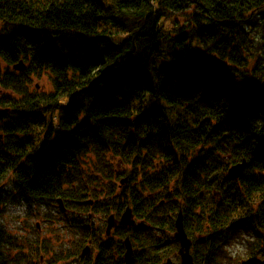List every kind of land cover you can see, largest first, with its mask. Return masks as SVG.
<instances>
[{"label": "trees", "instance_id": "obj_1", "mask_svg": "<svg viewBox=\"0 0 264 264\" xmlns=\"http://www.w3.org/2000/svg\"><path fill=\"white\" fill-rule=\"evenodd\" d=\"M176 14L180 28L164 32ZM44 78L50 88L32 85ZM153 149L170 152L191 205L221 192L215 226L242 211L264 225V0H0V186L54 200L52 187L77 182L95 196L117 159L156 169L159 150L142 158ZM1 245L0 263L21 264L0 225Z\"/></svg>", "mask_w": 264, "mask_h": 264}, {"label": "flooded vegetation", "instance_id": "obj_2", "mask_svg": "<svg viewBox=\"0 0 264 264\" xmlns=\"http://www.w3.org/2000/svg\"><path fill=\"white\" fill-rule=\"evenodd\" d=\"M163 146L157 147L162 149ZM159 149L142 150V158L149 157ZM178 153L179 151H175V155ZM164 158L165 156H162L163 160ZM117 161L115 171L119 172V177H111L114 181L112 187L109 180H106L101 186V196L98 198L97 189H93L95 196L89 192L85 197L84 190L77 182L72 188L67 184H61L58 188L52 187L51 192L56 190L54 194L57 195L54 200L26 199L14 189V195H17L21 202L25 201L26 206L34 208L29 215L21 218L25 224H32L27 231H34L35 237L30 241V254L26 263L22 262L23 259L18 255L20 245L14 246L13 251L17 258L21 259L19 261L23 264H186L183 255L188 252L195 264H235V261L246 264L243 261L245 255L239 257L229 254L222 262L214 261L215 241L223 244L219 248L226 253L229 252L227 248L235 246L231 245L232 241L238 242L236 230L232 233L233 237L227 232H230V227L236 226L234 221L240 212L233 215L230 221L218 222L215 226L212 217L215 206L211 188L203 189L205 195L200 196L199 201L192 205L182 202L179 195L171 192L163 198H158L155 194H145L144 198H140V183L143 181H153L147 185L160 181L161 188L171 189L176 181L171 185V180L175 179L178 173L174 163L171 161L162 166V161L156 164L157 160L154 162L155 172L151 176H138L133 180L134 165L130 166L132 174L126 173L128 165L119 159ZM77 164L83 172L84 159L78 160ZM68 168L73 169L74 166L68 165ZM169 175L173 176L165 179ZM77 178L79 181L84 179V173L77 174ZM0 188H3L4 192L7 185H1ZM111 188H114L112 193ZM2 192L0 204L6 205V201L9 202L10 199L4 202ZM180 211L183 212V217L180 216ZM1 216L0 213V219ZM30 217L34 219V224ZM181 219L184 234L191 241L188 246L178 238ZM55 229L58 237L56 241L47 235H52ZM3 230L13 234L4 228ZM67 230H71L75 236L64 238ZM221 232L225 234L221 236ZM261 244L260 248L244 246L243 252L257 249L264 252V238ZM6 253V247L1 245V262L4 261Z\"/></svg>", "mask_w": 264, "mask_h": 264}, {"label": "rangeland", "instance_id": "obj_3", "mask_svg": "<svg viewBox=\"0 0 264 264\" xmlns=\"http://www.w3.org/2000/svg\"><path fill=\"white\" fill-rule=\"evenodd\" d=\"M176 13H178V12H176ZM182 17H184V16L183 15L176 14V16L173 17V20L172 19L168 20L167 18H165L164 19V21H165L164 24H163V22H162L163 20H162L161 23L163 24L162 25L163 26V31L164 32H168L169 30L172 31L174 29L175 30L179 29L181 24L175 23L177 21H174V20L176 19V20L183 21V18ZM13 70L16 71L14 68H13ZM46 79L47 78L40 79L38 81L35 80L32 85L34 86V84H35V85H37V88L40 86L41 89H44V88L45 89H48V87L50 88V83H48L46 81ZM234 80L238 83L237 89L242 88L243 84L241 83V81L238 80L237 78H235ZM158 154H159L160 160H158L156 162V164H160L159 163L160 161H162V164H160L162 166L164 164L168 163V162H166V160H163L162 159V156L170 155V152L169 151L164 150V151L159 152ZM191 154H193V153H191ZM178 155H181V153L179 152ZM191 157H192V155H190V158ZM171 161H174V160H171ZM249 164L250 163H248V165ZM153 165H155V163H153L152 166ZM82 170H83V173L86 172L85 171V168H83ZM130 171H131V167L128 166V169L125 172L131 173ZM154 172H155V169L154 168H150L148 170H144L142 168V172H137V175H136V173H134V175H135L136 178L138 176H141L143 178V176L145 177L146 175L151 176ZM172 176L173 175H169L165 179H170ZM136 178H135V180H136ZM133 180H134V177H133ZM175 180L176 179H172L171 180V185H172V183ZM151 182H153V181H143V182L140 183L142 185V189L141 190H143L144 194H146L147 191H151L150 190V189H152L151 186L150 187H146V185L148 183H151ZM6 185H7L6 190L1 193V194H3L2 195V199L4 200V202L6 200H9V199H10V201L9 202L6 201L7 202L6 205L0 204V213L2 214L1 219H0V224L8 232L9 231L13 232V234H10V235L20 245L19 246V249L21 248V250L18 251V255H20V258L21 259H23L22 262H25L26 263L28 261L27 258H28L29 254H30L29 253L30 252V248H31L30 241L32 240V237H35V232L33 231V233H32L30 231H27V230L30 229V226L32 224L31 223L25 224V222L23 220H21V218L29 215L32 212L31 209H34V208H32L31 206H26V202L25 201H22L21 202L20 201L21 199L17 195H13L14 194V191H13L14 188H13V185L12 184H6ZM102 185L103 184H101V183H94V185L91 187L93 189H97L96 190V192H97V198L101 196L100 195V192H101V186ZM177 189H178V186L176 187L175 190H177ZM112 192H114V190ZM118 193H120V192L118 191ZM154 193H158L157 196H160L161 191H159V190L157 191L156 190V191H154ZM139 196L141 197V193L139 194ZM242 215L245 217V213L243 211L240 212L239 217L242 216ZM30 218L33 220V224H34V219L32 217H30ZM67 231L68 232L66 233V236H64V238H71V236H75V233H73L71 230H67ZM55 232H56V229L53 231V234L52 235L47 233V235H49L54 241H56L57 238H58L56 236ZM18 233H20V234H18ZM245 238H248V239L251 238L252 241H254L253 238H252V236L250 237L249 235H246ZM231 245H235V246L234 247L231 246V249L232 250L229 249V248H227V250L229 251L227 253V255L234 254V255L239 256V257H241L242 255H245V254H243V247L246 246L245 241H243V240H240L238 242L232 241L231 242ZM238 249L241 252L238 251ZM22 251H24L25 254H23ZM238 252H240V253H238ZM257 257L263 258L264 257V254L263 253H258L257 254ZM22 262L20 261L21 264H23ZM235 264H239V263L237 261H235Z\"/></svg>", "mask_w": 264, "mask_h": 264}, {"label": "water", "instance_id": "obj_4", "mask_svg": "<svg viewBox=\"0 0 264 264\" xmlns=\"http://www.w3.org/2000/svg\"><path fill=\"white\" fill-rule=\"evenodd\" d=\"M100 19V18H99ZM14 69L19 71V72H23L26 70V66L24 64V62H20L19 64L15 65L14 66ZM248 168V162L246 160H243L241 163H238V164H235L233 165L232 167L229 168L228 170V173H229V176L233 179H239L241 178L246 169ZM3 190V188H0V192ZM127 215V214H126ZM180 224V229L179 231L180 234H178V238L184 243L186 244L187 246L190 244L189 241L187 240L185 234H184V231L182 229V225H181V222L179 223ZM184 258H185V261H186V264H192V259L190 258L188 252H184Z\"/></svg>", "mask_w": 264, "mask_h": 264}]
</instances>
